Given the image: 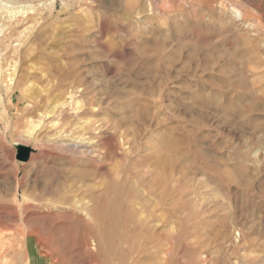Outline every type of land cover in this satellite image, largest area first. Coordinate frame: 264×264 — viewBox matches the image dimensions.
Returning a JSON list of instances; mask_svg holds the SVG:
<instances>
[{
    "label": "rangeland",
    "instance_id": "374dc122",
    "mask_svg": "<svg viewBox=\"0 0 264 264\" xmlns=\"http://www.w3.org/2000/svg\"><path fill=\"white\" fill-rule=\"evenodd\" d=\"M0 95V264H264V0H0Z\"/></svg>",
    "mask_w": 264,
    "mask_h": 264
},
{
    "label": "water",
    "instance_id": "95a60500",
    "mask_svg": "<svg viewBox=\"0 0 264 264\" xmlns=\"http://www.w3.org/2000/svg\"><path fill=\"white\" fill-rule=\"evenodd\" d=\"M31 149L25 146H20L17 151V159L20 161H28L31 156Z\"/></svg>",
    "mask_w": 264,
    "mask_h": 264
},
{
    "label": "bare ground",
    "instance_id": "6f19581e",
    "mask_svg": "<svg viewBox=\"0 0 264 264\" xmlns=\"http://www.w3.org/2000/svg\"><path fill=\"white\" fill-rule=\"evenodd\" d=\"M1 101H2V96L0 95V105H1ZM38 103V102H37ZM18 160V159H17Z\"/></svg>",
    "mask_w": 264,
    "mask_h": 264
}]
</instances>
